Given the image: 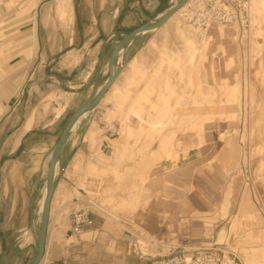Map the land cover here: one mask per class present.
<instances>
[{
  "label": "crops",
  "instance_id": "0c3cea01",
  "mask_svg": "<svg viewBox=\"0 0 264 264\" xmlns=\"http://www.w3.org/2000/svg\"><path fill=\"white\" fill-rule=\"evenodd\" d=\"M174 2L40 0L33 6H15L11 0H0V264L34 260L50 158L66 123L92 94L99 71L101 83L107 80V63L122 36ZM54 15L71 17V25H58ZM173 30L167 21L134 40L99 106L74 127L61 152L60 179L50 202L39 264H151L164 248L193 256L202 247L226 246L208 243L213 233L202 219L217 210L216 198L203 193L201 162L214 153L219 122L204 124L207 144L189 150L193 162L167 171L176 179L169 189L187 198L188 207L177 203L165 210L152 204L144 212L134 210L138 216L120 209L127 205L123 201L134 205L136 200L138 160L153 158L154 143L163 141L148 134L138 138L134 132L139 127L184 126L179 112L185 110L187 80L180 74H186L187 43ZM48 32H55L57 42H51ZM213 32L216 45L226 47L228 41L222 38L230 40L228 33L221 37L218 30ZM194 36L191 41L198 48L200 39ZM218 49L210 47L206 58L210 87L217 85L214 80L227 79L221 74L228 72L218 64L228 62V55ZM75 57H80L77 64ZM195 60L200 62L198 56ZM56 67L70 74H58ZM190 71L201 74L196 68ZM78 95L85 97L75 105ZM61 96H71V106L60 105ZM170 110L178 112L172 124L164 115ZM127 128L131 134L122 133ZM139 142L150 144L140 155ZM205 190L214 187L206 184ZM210 200L216 201L215 207H207ZM85 208L92 222L74 234L71 214Z\"/></svg>",
  "mask_w": 264,
  "mask_h": 264
},
{
  "label": "rangeland",
  "instance_id": "374dc122",
  "mask_svg": "<svg viewBox=\"0 0 264 264\" xmlns=\"http://www.w3.org/2000/svg\"><path fill=\"white\" fill-rule=\"evenodd\" d=\"M11 1L15 6H33L40 0ZM197 2L192 1L185 11H179V14L169 20L174 27L173 34L175 32L187 43L186 74H180L187 80L185 110L179 112L180 118L183 117L180 122L184 123V126L139 127L134 132L138 138L148 134L152 139L163 141L154 143L153 158L138 160L136 200L132 202L134 205L123 201V204L127 205L120 209L123 213L131 211L138 216L139 212L135 214L134 210L142 208L141 212H144L152 204L161 205L165 210L171 204L177 203L181 208L188 207L190 203L187 198L169 189L176 179L169 178L167 171L175 172L184 164L193 162L188 159L189 150L207 144L204 124L219 122V127L214 133V153L201 162V166L205 165L201 168L203 193L217 200L216 212L212 215H202L205 226L213 233L208 243L226 245L242 264H264V0H248L249 24L245 30L234 24L213 26L206 32L210 36L205 30H198L188 22L189 8ZM52 18L64 28L71 25V17L69 20H63L58 15ZM1 20L0 18V22ZM215 30L220 32L221 37L228 33L230 40H227V36L222 38L223 42L228 41L224 43L227 46H223L226 52L222 44L221 47L216 45L219 41L215 38ZM2 35L3 32L0 31V39ZM48 35L51 42H57L59 37L55 36V32H48ZM193 36L200 39L198 48L191 41ZM213 46L229 56L224 57L228 62L222 61L218 64L224 66L228 74H221L227 79L214 80L217 85L210 87L209 84L213 82L207 77L208 74H205L208 66L206 58L210 47ZM195 56L200 58V62L197 60L195 63ZM79 58L75 57L73 64H77ZM195 68L196 71L200 70L201 74H188ZM59 70L56 67L54 72L70 74L69 70ZM198 76L201 77L200 80ZM194 79L196 87L193 86ZM70 97L61 96L63 103L60 105L69 104ZM84 97L85 95L74 97V104H80ZM50 99L57 101L55 96H50ZM47 107V104L42 103L44 111ZM180 107L183 105L180 104ZM60 112L58 110L57 114ZM173 113L177 119L176 110L164 112L170 124L173 123ZM122 133L131 134L129 129L128 132L123 130ZM146 145L150 144L138 143L139 155L146 151ZM206 184H211L214 190H205ZM215 202L210 200L206 205L213 208ZM174 242H177V239H174ZM141 246L146 252L145 245ZM171 252L169 247L159 250L156 254L164 256Z\"/></svg>",
  "mask_w": 264,
  "mask_h": 264
},
{
  "label": "water",
  "instance_id": "95a60500",
  "mask_svg": "<svg viewBox=\"0 0 264 264\" xmlns=\"http://www.w3.org/2000/svg\"><path fill=\"white\" fill-rule=\"evenodd\" d=\"M188 1L189 0H176V2L171 7H169L161 14L146 21L141 26L132 30L128 34L123 35L121 40L113 50L112 55L107 63V72H108L107 80L103 84L101 83L100 71H99L98 83L95 89L93 90L92 94L80 107V109L77 112H75L66 123L52 151L50 158L49 172L46 180V192H45V197L41 211L40 230H39L38 238L36 240L37 253L31 264H39L44 254L50 202L55 187L60 179L59 169L61 162V152L63 148L66 146L67 141L74 127L84 116L91 113L99 106L104 94L111 87V85L113 84L119 73L121 72L126 62L127 50L131 45V43L134 40H136L141 34L159 29ZM103 50H104V46L102 49V53Z\"/></svg>",
  "mask_w": 264,
  "mask_h": 264
},
{
  "label": "built area",
  "instance_id": "2783aa9c",
  "mask_svg": "<svg viewBox=\"0 0 264 264\" xmlns=\"http://www.w3.org/2000/svg\"><path fill=\"white\" fill-rule=\"evenodd\" d=\"M248 0H200L189 8L188 22L198 30L214 25L234 24L241 30L249 24ZM72 232L79 234L91 224L90 210L72 212ZM151 264H242L227 246H207L198 249L193 256L173 251L167 256L155 258Z\"/></svg>",
  "mask_w": 264,
  "mask_h": 264
},
{
  "label": "bare ground",
  "instance_id": "6f19581e",
  "mask_svg": "<svg viewBox=\"0 0 264 264\" xmlns=\"http://www.w3.org/2000/svg\"><path fill=\"white\" fill-rule=\"evenodd\" d=\"M192 1H194V0H189V1H188L186 4H184V5H183V6H182V7H181V8H180V9H179L174 15L179 14V13H178L179 11H180V12L185 11L186 6L189 5ZM195 1H199V0H195ZM174 3H175V2H174ZM174 15H173V16H174ZM173 16H172V17H173ZM172 17H171V18H172ZM171 18H170V19H171ZM170 19H169V20H170ZM169 20H168V21H169ZM227 25H228V24H227ZM214 26H219V25H214ZM211 27H212V26H211ZM211 27H209V28H211ZM219 27H224V26H219ZM209 28H208V29H209ZM208 29L205 30V33L208 32ZM206 34H207L208 36H210L208 33H206Z\"/></svg>",
  "mask_w": 264,
  "mask_h": 264
}]
</instances>
